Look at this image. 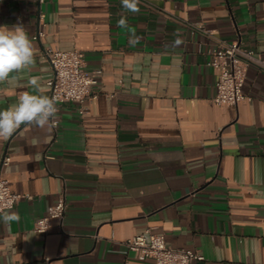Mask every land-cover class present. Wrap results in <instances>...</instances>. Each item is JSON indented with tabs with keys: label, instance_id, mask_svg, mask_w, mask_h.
<instances>
[{
	"label": "crops",
	"instance_id": "0c3cea01",
	"mask_svg": "<svg viewBox=\"0 0 264 264\" xmlns=\"http://www.w3.org/2000/svg\"><path fill=\"white\" fill-rule=\"evenodd\" d=\"M0 0V26L22 23L38 55L0 110L36 76L54 77L46 47L78 49L101 70L80 113L67 103L57 128L22 125L0 139V177L20 195V221L0 223V264H156L123 243L151 231L198 251L194 264H264V0ZM122 15L140 37L129 45ZM40 37L35 39V37ZM179 39V43H176ZM239 40L251 64L237 106H220L218 41ZM9 158L8 164H3ZM65 195L63 220L35 223Z\"/></svg>",
	"mask_w": 264,
	"mask_h": 264
},
{
	"label": "built area",
	"instance_id": "2783aa9c",
	"mask_svg": "<svg viewBox=\"0 0 264 264\" xmlns=\"http://www.w3.org/2000/svg\"><path fill=\"white\" fill-rule=\"evenodd\" d=\"M39 37L40 35L35 39ZM43 56L54 71V77L48 85L50 97L56 98L59 111L64 104L76 103L81 105L80 113L86 114L87 108L84 103L91 97L92 89L98 84L102 71H87L85 54L78 49L61 51L46 47ZM251 64L262 65V62L253 50L243 48L239 40L218 41V47L210 52V59L207 62L208 67L218 70L217 93L213 99L217 105L234 107L246 99L243 85ZM58 113L54 128L59 125ZM9 160L6 158L3 164H8ZM20 198V195L11 190L9 182L0 177V208L10 207L12 210ZM66 210L67 202L63 194L56 205L49 208L48 215L35 223L34 231L47 234L52 227V221L63 220ZM123 244L130 251L136 252L140 260L153 259L156 264H194L196 261L204 260L198 251L172 248L167 245L163 235L153 234L149 230Z\"/></svg>",
	"mask_w": 264,
	"mask_h": 264
},
{
	"label": "clouds",
	"instance_id": "9594fccd",
	"mask_svg": "<svg viewBox=\"0 0 264 264\" xmlns=\"http://www.w3.org/2000/svg\"><path fill=\"white\" fill-rule=\"evenodd\" d=\"M122 8L130 14L140 11L139 0H121ZM117 27L128 30L129 45L134 47L140 37L131 29L126 15L117 21ZM176 43H179L177 39ZM38 55L35 45L30 39L22 23L13 27L0 26V83H13L20 79V74L30 70L36 63ZM32 91H25L16 103L0 110V139L7 140L22 125L44 128L52 127L59 111L57 100L43 92L39 77L28 80ZM21 219L18 212L10 207L0 208V223L10 225Z\"/></svg>",
	"mask_w": 264,
	"mask_h": 264
}]
</instances>
